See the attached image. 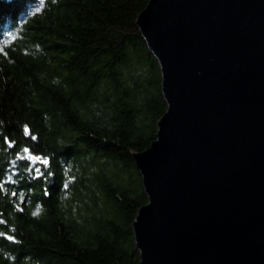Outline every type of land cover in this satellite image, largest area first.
I'll return each mask as SVG.
<instances>
[{"label": "trees", "instance_id": "trees-1", "mask_svg": "<svg viewBox=\"0 0 264 264\" xmlns=\"http://www.w3.org/2000/svg\"><path fill=\"white\" fill-rule=\"evenodd\" d=\"M147 2L0 0V264L139 263L132 156L166 110Z\"/></svg>", "mask_w": 264, "mask_h": 264}, {"label": "water", "instance_id": "water-1", "mask_svg": "<svg viewBox=\"0 0 264 264\" xmlns=\"http://www.w3.org/2000/svg\"><path fill=\"white\" fill-rule=\"evenodd\" d=\"M166 110L133 154L138 264H264V0H148Z\"/></svg>", "mask_w": 264, "mask_h": 264}, {"label": "rangeland", "instance_id": "rangeland-1", "mask_svg": "<svg viewBox=\"0 0 264 264\" xmlns=\"http://www.w3.org/2000/svg\"><path fill=\"white\" fill-rule=\"evenodd\" d=\"M125 176H126V175H125ZM131 179L133 180V183H134L135 185H138V184H139V180H138V178L136 177L135 174L131 175ZM140 181H141V180H140ZM140 186H141V183H140Z\"/></svg>", "mask_w": 264, "mask_h": 264}, {"label": "snow or ice", "instance_id": "snow-or-ice-1", "mask_svg": "<svg viewBox=\"0 0 264 264\" xmlns=\"http://www.w3.org/2000/svg\"><path fill=\"white\" fill-rule=\"evenodd\" d=\"M37 11H39V9H37ZM25 131H27V129Z\"/></svg>", "mask_w": 264, "mask_h": 264}]
</instances>
